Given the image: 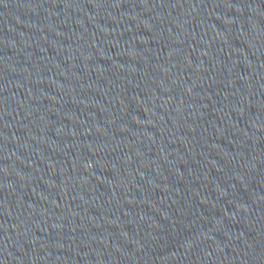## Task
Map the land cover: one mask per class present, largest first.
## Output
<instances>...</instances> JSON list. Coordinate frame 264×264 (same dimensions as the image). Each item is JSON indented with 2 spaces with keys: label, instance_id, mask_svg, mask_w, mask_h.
<instances>
[{
  "label": "water",
  "instance_id": "1",
  "mask_svg": "<svg viewBox=\"0 0 264 264\" xmlns=\"http://www.w3.org/2000/svg\"><path fill=\"white\" fill-rule=\"evenodd\" d=\"M0 264H264V0H0Z\"/></svg>",
  "mask_w": 264,
  "mask_h": 264
}]
</instances>
